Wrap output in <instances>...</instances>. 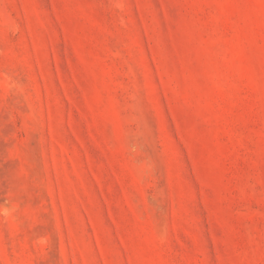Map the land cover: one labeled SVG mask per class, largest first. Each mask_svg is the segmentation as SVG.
<instances>
[{
    "label": "rangeland",
    "instance_id": "obj_1",
    "mask_svg": "<svg viewBox=\"0 0 264 264\" xmlns=\"http://www.w3.org/2000/svg\"><path fill=\"white\" fill-rule=\"evenodd\" d=\"M0 264H264V0H0Z\"/></svg>",
    "mask_w": 264,
    "mask_h": 264
}]
</instances>
